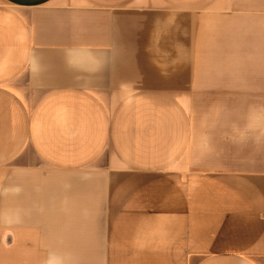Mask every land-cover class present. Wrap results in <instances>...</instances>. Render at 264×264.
I'll list each match as a JSON object with an SVG mask.
<instances>
[{"label":"crops","instance_id":"1","mask_svg":"<svg viewBox=\"0 0 264 264\" xmlns=\"http://www.w3.org/2000/svg\"><path fill=\"white\" fill-rule=\"evenodd\" d=\"M0 264H264V0H0Z\"/></svg>","mask_w":264,"mask_h":264}]
</instances>
